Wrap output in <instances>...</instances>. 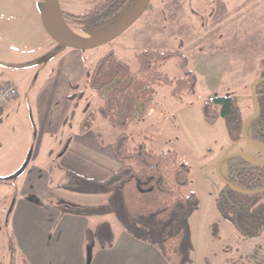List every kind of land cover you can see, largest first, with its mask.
<instances>
[{"label": "rangeland", "instance_id": "374dc122", "mask_svg": "<svg viewBox=\"0 0 264 264\" xmlns=\"http://www.w3.org/2000/svg\"><path fill=\"white\" fill-rule=\"evenodd\" d=\"M18 1L26 2L7 0V6L11 7ZM33 1L40 2V10L35 14L40 21L45 0ZM27 3L31 5L30 1ZM89 8L90 5L83 0H57L58 11L73 16H79ZM52 19H55L61 32L77 39H97L112 29L89 32L78 25H66L61 18L52 16ZM21 22L5 24L4 29H22ZM43 33L44 44L41 46L36 45L29 35L24 39L27 40L26 44L13 46L0 37V63L15 69L11 75L0 70V82H8L11 78H14V82H22L18 86L17 105L12 113L0 120V181L13 178L28 159L30 162L24 180L19 182L20 175L7 184L0 182V264L11 262L7 254L12 242L8 220L16 194L26 187L27 181L34 182L28 185L33 195L27 198L43 207H50L51 213L82 210L65 201L61 194L85 196L57 188L70 181L59 156L69 140L62 141L60 138L65 134L64 127L70 118L63 129L55 121L50 131L45 132L43 128L47 114L41 113L39 103L48 104L50 98L45 97L39 87L40 82H36V72L32 71L26 77L21 67L25 62L30 64L40 60L46 65L44 73L55 72L58 75L60 71L62 85L57 98L52 100L56 102L53 115H63L66 96L71 95V100L76 102L81 94L83 98L72 126H76L77 118L83 116L82 112L89 111L93 133L102 142L100 145L107 146L119 134L97 114L102 102L95 93L85 88L84 76L109 52L114 53L135 74L138 70L136 56L147 50L182 54L197 81L195 92L179 99L170 96L169 87L156 88V106L148 111L140 124L132 125L128 131L130 149L144 144L153 152H175L179 160L189 167V184L182 194H195L198 208L187 219L192 251L185 264H264V261L258 260L261 250L262 254L264 252L262 242L240 236L219 215L215 205V199L223 187L219 169L217 171L219 160L242 154L262 161L264 150L244 139L230 142L222 119L208 126L201 114L202 103L215 97H236L245 120L254 113L251 86L257 76L259 61L264 57V0H151L146 12L120 37L87 51L61 47L52 40L48 42V36ZM71 52L76 56H69ZM57 54L59 57L53 60ZM161 73L170 79L181 77L178 61L169 60L161 68ZM31 165L46 171L45 183L37 182L43 173L33 170ZM78 189L87 192L98 190L86 185H78ZM92 221L109 223L115 233L122 229L112 215ZM163 257L169 264H181L179 252ZM23 263L16 257L15 264Z\"/></svg>", "mask_w": 264, "mask_h": 264}, {"label": "trees", "instance_id": "16d2710c", "mask_svg": "<svg viewBox=\"0 0 264 264\" xmlns=\"http://www.w3.org/2000/svg\"><path fill=\"white\" fill-rule=\"evenodd\" d=\"M90 8L79 16L59 11L66 25H78L86 31L115 27L136 6L138 0H83ZM171 59L178 61L181 77L170 79L161 68ZM138 70L134 74L127 64L109 52L85 74V88L95 93L102 105L100 118L116 132L113 150L122 166L103 182L82 179L67 171L69 183L57 186L71 193L103 195L106 203L86 215H112L122 230L136 241L158 249L163 256L181 255V264L188 262L192 251L187 227L188 217L197 210L195 194L184 196L189 184V167L175 152H153L141 144L128 146V131L140 124L155 105L156 88L169 87L170 96L179 99L195 92L196 76L188 68V60L178 52L147 50L136 56ZM255 101L257 116L244 128L248 142L264 150V57L258 65ZM82 95H78L81 99ZM203 121L208 126L222 119L230 142L243 139L244 118L236 97L206 99L201 105ZM69 144L67 140L59 156ZM224 184L215 199L219 215L243 238L257 239L264 235V163L251 164L242 154L229 155L219 166ZM0 182L9 183L16 178ZM78 185L98 188L87 192ZM230 186V187H229ZM95 241L101 248L114 242L111 225L98 224Z\"/></svg>", "mask_w": 264, "mask_h": 264}, {"label": "crops", "instance_id": "0c3cea01", "mask_svg": "<svg viewBox=\"0 0 264 264\" xmlns=\"http://www.w3.org/2000/svg\"><path fill=\"white\" fill-rule=\"evenodd\" d=\"M29 1L31 5L27 3ZM7 3V0H3L0 3V37H3L12 46L13 44H26L27 40L24 39L28 35L36 42V45L41 46L44 44L42 42V34L45 31L41 21H38L35 16L40 10L38 9L40 2L33 0L18 1L11 7L7 6ZM33 6L35 11L32 9ZM20 21H22V29H4L5 24ZM48 38L46 40L50 42L49 40L51 39ZM46 43L47 41H45ZM33 49L34 47L31 50ZM69 56L75 57L76 53L71 52ZM58 57L57 54L52 59L55 60ZM45 66L40 60H34L30 64L25 62L21 67L26 77L32 71L36 72V82H40L39 87L45 93V97L49 96L50 98L48 104L41 101L39 103L42 108L41 113L47 114V125L45 124L43 129L45 132H49L50 126L55 121H58L61 129H63L67 119L70 118L69 123L64 127L65 134L61 135L60 138L62 141L69 139L66 151L61 156L62 165L66 171L82 179L94 182L105 181L122 166V163L116 159L114 154L113 144L115 140L110 145H100L102 142L93 133V128L89 121V111L82 112L83 116L77 118L79 120L76 121V126H72V122L76 119V111L83 97L75 102V100H71V95L66 96V109L63 115H60V117L53 115L56 102L52 100L57 98V93L62 85L61 74L60 71L58 75L55 72L51 74L44 73ZM0 70L8 75H11L13 71L15 72L14 67L3 66L2 63H0ZM27 71L28 73H25ZM14 81V78H11L8 82H0V86L7 83L13 84L17 89L18 96V86L22 82ZM17 96L3 106L0 112V120L12 113V109L18 103ZM67 112L68 115L66 116ZM68 134H70V137L66 138ZM252 162L263 164L264 160H252ZM31 167L38 173H43L42 178L37 179V182L45 183L46 171L34 165H31ZM28 168H30V162L19 177V182L24 180L23 176ZM31 183L34 182L27 181L26 187L16 194L8 220V228L12 236V242H10L9 252L7 253L10 256L9 259H11L10 264H15L16 257H19L21 263L24 262L23 264H169L157 248L134 240L122 229L115 233L111 227L114 234V242L110 246L101 248L97 245L95 232L98 223L92 220L98 217L103 219L107 216L86 215L83 214V211L88 210L89 212L91 209L96 210L103 206L106 203L105 196L65 194L66 197L61 194L66 199L65 201L73 206L80 207L82 210L77 212L63 210L51 213L49 211L50 207H43L35 200L27 198L32 194V190L28 188ZM256 240L257 242H262L264 248V235ZM258 260L259 262L264 261V252L262 254V250Z\"/></svg>", "mask_w": 264, "mask_h": 264}, {"label": "water", "instance_id": "95a60500", "mask_svg": "<svg viewBox=\"0 0 264 264\" xmlns=\"http://www.w3.org/2000/svg\"><path fill=\"white\" fill-rule=\"evenodd\" d=\"M150 1L151 0H138V3L136 4V6L123 20H121L115 27H113L105 35L97 39H77V38H74L72 36L65 34L64 32H61L58 29L55 19H52V16L56 17L57 19L61 18L59 11L57 9V0H45V3L40 11V21H41V25L45 33L57 45L68 48V49H72V50L87 51V50L96 49L103 45L109 44L115 39H117L118 37H120L146 12V10L148 9L150 5ZM261 81L264 82V80H261ZM257 82L258 81L255 80L251 86L252 98L255 103V111L248 119L244 121L243 127H242V136H243V139L246 141L248 140H247L244 128L250 120L254 119L257 116L258 111H259V107L255 101V85ZM249 143H252V142H249ZM252 144L262 148L257 143H252ZM227 157L228 156L221 158L218 162V166H220L222 161H224ZM245 157H246V160L249 161L251 164L257 165L253 163L249 157L247 156ZM28 163H29V159L25 163L23 169L17 175H21L24 172V170L28 166ZM218 169L219 168L217 167V171ZM218 175H219L220 181L224 184L225 182L221 178L219 172H218Z\"/></svg>", "mask_w": 264, "mask_h": 264}, {"label": "built area", "instance_id": "2783aa9c", "mask_svg": "<svg viewBox=\"0 0 264 264\" xmlns=\"http://www.w3.org/2000/svg\"><path fill=\"white\" fill-rule=\"evenodd\" d=\"M16 96L17 89L13 84L7 83L0 86V112L3 106L14 100Z\"/></svg>", "mask_w": 264, "mask_h": 264}]
</instances>
